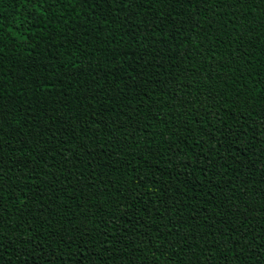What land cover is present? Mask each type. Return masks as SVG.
I'll return each instance as SVG.
<instances>
[{
	"label": "trees",
	"instance_id": "1",
	"mask_svg": "<svg viewBox=\"0 0 264 264\" xmlns=\"http://www.w3.org/2000/svg\"><path fill=\"white\" fill-rule=\"evenodd\" d=\"M0 264H264V0H0Z\"/></svg>",
	"mask_w": 264,
	"mask_h": 264
}]
</instances>
